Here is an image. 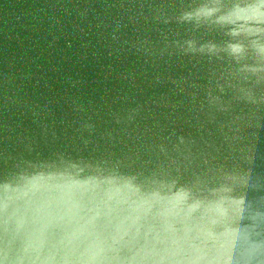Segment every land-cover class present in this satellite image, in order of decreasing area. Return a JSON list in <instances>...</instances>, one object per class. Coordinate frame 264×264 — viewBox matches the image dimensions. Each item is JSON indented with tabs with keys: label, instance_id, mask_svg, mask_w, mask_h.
Segmentation results:
<instances>
[{
	"label": "water",
	"instance_id": "1",
	"mask_svg": "<svg viewBox=\"0 0 264 264\" xmlns=\"http://www.w3.org/2000/svg\"><path fill=\"white\" fill-rule=\"evenodd\" d=\"M0 264H264V0H0Z\"/></svg>",
	"mask_w": 264,
	"mask_h": 264
}]
</instances>
